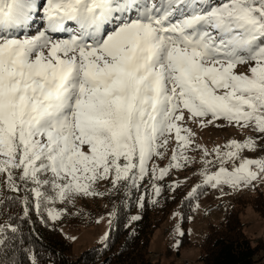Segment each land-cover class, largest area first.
I'll return each mask as SVG.
<instances>
[{
  "label": "snow or ice",
  "instance_id": "obj_1",
  "mask_svg": "<svg viewBox=\"0 0 264 264\" xmlns=\"http://www.w3.org/2000/svg\"><path fill=\"white\" fill-rule=\"evenodd\" d=\"M37 15L43 30L21 37ZM69 25L68 39L54 38ZM189 121L264 138V0H0V174L11 191L33 193L37 211L102 195L99 180L138 188L187 165ZM173 138L169 167L149 169ZM226 147L214 149L217 171L202 161L204 185L264 181V158L241 155L255 152L254 138ZM8 229L17 231L0 226V264H17L3 251Z\"/></svg>",
  "mask_w": 264,
  "mask_h": 264
},
{
  "label": "trees",
  "instance_id": "obj_2",
  "mask_svg": "<svg viewBox=\"0 0 264 264\" xmlns=\"http://www.w3.org/2000/svg\"><path fill=\"white\" fill-rule=\"evenodd\" d=\"M201 171L203 169H174L173 174L184 176L182 183L172 180L168 173L163 179L154 180L146 176L139 182L138 188L125 181H121L117 187L111 183L103 190L100 185H95V190L102 195H95V203L91 205L87 203L79 208L74 200L63 203L57 201L55 204L42 203L39 211L35 208L33 193L26 191L23 185L19 192L11 191L4 175L0 174V226L12 225L17 229L15 233L7 230L9 239L5 244L8 247L3 251L17 264H31L33 255L38 264H82L84 257L87 258V264H157L151 257L153 236L176 208L180 210L184 229L180 248L190 245L187 231L195 206L207 196L210 188L199 180V186L193 194L188 182ZM154 185L161 189L158 196L154 193ZM25 198L28 201L27 215L24 211ZM249 200L264 217L263 195L258 193ZM49 208L62 215L52 219L48 215ZM108 214L112 221L107 240L74 256L72 242L62 227L94 224ZM136 216L140 219L135 220ZM263 251L264 242L253 246L243 232L237 212L230 210L221 224L210 227L202 243L199 261L202 264H263L259 259ZM2 257L3 252H0Z\"/></svg>",
  "mask_w": 264,
  "mask_h": 264
},
{
  "label": "rangeland",
  "instance_id": "obj_3",
  "mask_svg": "<svg viewBox=\"0 0 264 264\" xmlns=\"http://www.w3.org/2000/svg\"><path fill=\"white\" fill-rule=\"evenodd\" d=\"M42 2L43 0L38 3ZM38 30H43L42 21L39 15L34 17L33 23L21 32L20 35L21 37L24 35L32 36L37 34ZM74 30L75 26L69 25V30L67 32H57L52 35L56 39H68L73 34ZM237 71L246 72L247 68L246 66H241ZM216 123L223 126L215 127L209 125L206 128H201L199 123H192L191 121L185 125L186 127H190L196 133L194 143L185 153L191 158V161L179 169L172 168L169 172L172 180L177 183H182L184 180L183 175L173 174L172 171L174 169L188 170L193 168L195 170H204L205 164L202 162L204 160L213 162V164L207 166L210 171H217L220 167V161L217 159L214 149L220 148L222 153L226 152L228 151L226 146L233 140L243 143L250 137L254 138L257 144L255 152H250L245 149L242 151L241 155L245 158H264V138H262L259 133L254 132L250 128L229 126L226 121H217ZM197 145L200 146L199 149L197 148ZM176 146L174 138L170 139L167 147L160 149L164 154L163 158L154 157L153 160L149 162V169L153 166H158L159 168L169 167L170 163H172L171 156ZM205 148L210 153L207 157H205L202 150ZM224 166L231 170L234 167V164L233 162L228 161ZM201 172H199V175L191 178L188 182L192 190L199 186V184H197L199 180L203 183L204 177L200 175ZM188 173L190 174V172ZM111 183V179H106V181H97L95 185H100L103 190L108 188ZM254 185V187L248 186L237 189L228 186H222L219 188L209 186L210 188L207 190V196L203 197L195 206V213L191 218L187 231L190 245L184 248H180L181 233L184 234V229L181 224V213L178 208L174 209L162 227L157 230L153 236L150 250L154 263L185 264L186 262H189V264H202L199 261V258L202 253V243L206 234L209 232L211 226L221 224L230 210L237 212L238 218L243 225V232L246 237L251 240L253 246L264 242V217L254 208V203L249 200L252 198L254 199L258 193H261L264 197V181H256L254 182ZM94 199H96V197L92 195H81L77 196L74 201H76L77 207L81 208L82 206L87 205V203L90 205L95 203ZM212 206H217L218 210L212 214H208L207 211ZM111 221V216L108 214L100 217L94 224L70 227L64 225L62 231L72 242L73 255L78 256L93 246L103 244L107 240H105V237L108 238ZM259 259L264 264V251L259 254Z\"/></svg>",
  "mask_w": 264,
  "mask_h": 264
},
{
  "label": "built area",
  "instance_id": "obj_4",
  "mask_svg": "<svg viewBox=\"0 0 264 264\" xmlns=\"http://www.w3.org/2000/svg\"><path fill=\"white\" fill-rule=\"evenodd\" d=\"M216 210H218V207H216L214 210H208V214L214 213ZM185 264H189V262H186Z\"/></svg>",
  "mask_w": 264,
  "mask_h": 264
},
{
  "label": "bare ground",
  "instance_id": "obj_5",
  "mask_svg": "<svg viewBox=\"0 0 264 264\" xmlns=\"http://www.w3.org/2000/svg\"><path fill=\"white\" fill-rule=\"evenodd\" d=\"M213 205V204H212ZM217 206H212V207H210L208 210H214L215 208H216Z\"/></svg>",
  "mask_w": 264,
  "mask_h": 264
}]
</instances>
